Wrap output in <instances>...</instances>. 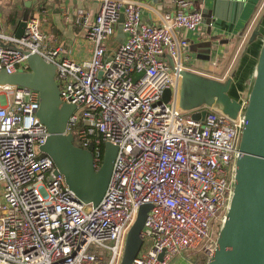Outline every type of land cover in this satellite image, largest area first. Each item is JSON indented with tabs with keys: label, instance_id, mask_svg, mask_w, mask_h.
<instances>
[{
	"label": "built area",
	"instance_id": "built-area-1",
	"mask_svg": "<svg viewBox=\"0 0 264 264\" xmlns=\"http://www.w3.org/2000/svg\"><path fill=\"white\" fill-rule=\"evenodd\" d=\"M99 2L93 18L75 12L76 28L92 44L82 63L51 45L35 17L21 37L0 31V72L26 71L28 54L55 67L60 103L75 106L65 134L91 153L95 170L105 143L117 147L99 204L80 202L41 150L48 133L36 116L38 93L0 86V264H120L143 204L152 205L141 231L151 245L132 264H169L176 256L208 264L234 193L243 110L231 119L215 107L178 105L188 42L176 33L204 21L188 11L190 0H173L162 25L143 22L136 1ZM117 26L122 40L105 58Z\"/></svg>",
	"mask_w": 264,
	"mask_h": 264
},
{
	"label": "water",
	"instance_id": "water-1",
	"mask_svg": "<svg viewBox=\"0 0 264 264\" xmlns=\"http://www.w3.org/2000/svg\"><path fill=\"white\" fill-rule=\"evenodd\" d=\"M24 4L29 8L31 1L25 0ZM25 21L23 17L19 22L15 37L22 36ZM118 33L121 34L120 28ZM258 34L255 30L250 40L253 41ZM168 62L172 65L171 60ZM26 64L28 69L24 72L7 74L1 71L0 86L29 88L38 93L36 116L48 133L41 150L52 159L56 171L64 176L75 197L96 207L107 189L117 147L105 143L102 164L95 170L91 153L75 146L73 136L65 134L75 106L60 103L55 67L37 54H28ZM180 76L178 105L181 109L215 107L231 119L243 110L246 121L240 138L241 154L237 161L233 197L208 264H264V38L245 105L228 95L232 76L219 81L189 70L181 71ZM169 93V90L163 93L166 101ZM205 113L201 110L193 117L202 119ZM151 207V204H143L139 208L127 233L120 264H132L140 252L143 244L141 231Z\"/></svg>",
	"mask_w": 264,
	"mask_h": 264
},
{
	"label": "crops",
	"instance_id": "crops-1",
	"mask_svg": "<svg viewBox=\"0 0 264 264\" xmlns=\"http://www.w3.org/2000/svg\"><path fill=\"white\" fill-rule=\"evenodd\" d=\"M30 1L27 8L25 0H0V31L14 34L18 25L14 27L13 21L29 13L28 18L38 19L41 31L48 36V42L58 47L64 57L76 63L91 58L92 44L86 39L85 30L76 28L75 12L81 9L93 18L99 9V0ZM132 1L142 5V21L148 24L162 25L165 14L173 13V0ZM190 1L192 4L188 11L201 12L204 21L195 31L179 30L176 33L178 39L188 42L187 58L182 59L185 69L219 81L232 76L228 95L240 103L244 102L264 38L260 32H264V0ZM117 30L118 26L115 39L106 44L108 50L105 58L114 53L122 40ZM255 30L259 34L251 41ZM169 264L192 262L186 256H176Z\"/></svg>",
	"mask_w": 264,
	"mask_h": 264
},
{
	"label": "rangeland",
	"instance_id": "rangeland-1",
	"mask_svg": "<svg viewBox=\"0 0 264 264\" xmlns=\"http://www.w3.org/2000/svg\"><path fill=\"white\" fill-rule=\"evenodd\" d=\"M28 14H29V13L25 14V20H27V18H28ZM257 26L259 27L258 24H257ZM260 32L262 33V35L264 34V32H262V30H260ZM263 37H264V36H263ZM260 40H261V36H260ZM261 41H263V40H261ZM182 64H183V62H182ZM183 66H184V64H183ZM254 75H255V73H254ZM138 76H139V75H135L134 78H136V77H138ZM250 88H251V87H250ZM250 88H247V90H246V93H245V98H246V100H244L245 102H246L247 99H248V96H249V93H250ZM241 103H242V102H241ZM2 193H3V185L0 184V195H1ZM216 237H217V234H216ZM150 245H151V239H148V238L144 239V240H143V244H142V247H141L140 252H141V253L146 252V251L149 249Z\"/></svg>",
	"mask_w": 264,
	"mask_h": 264
},
{
	"label": "trees",
	"instance_id": "trees-1",
	"mask_svg": "<svg viewBox=\"0 0 264 264\" xmlns=\"http://www.w3.org/2000/svg\"><path fill=\"white\" fill-rule=\"evenodd\" d=\"M21 4H23V2H21ZM23 5H24V4H23ZM20 19H21V17L18 18V21H16V20L13 21V23H14V27H15L16 25H18L19 22L22 20V19H21V20H20ZM10 20L12 21V19H10ZM10 20H9V23H11ZM16 27H17V26H16ZM14 29H15V28H14ZM252 81H253V80H252ZM73 144H74V143H73ZM74 145H75V144H74ZM75 146H76V145H75Z\"/></svg>",
	"mask_w": 264,
	"mask_h": 264
}]
</instances>
